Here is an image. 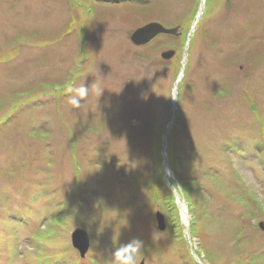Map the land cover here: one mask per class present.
Masks as SVG:
<instances>
[{"label": "rangeland", "instance_id": "1", "mask_svg": "<svg viewBox=\"0 0 264 264\" xmlns=\"http://www.w3.org/2000/svg\"><path fill=\"white\" fill-rule=\"evenodd\" d=\"M58 1L0 0V264H264V0Z\"/></svg>", "mask_w": 264, "mask_h": 264}, {"label": "water", "instance_id": "2", "mask_svg": "<svg viewBox=\"0 0 264 264\" xmlns=\"http://www.w3.org/2000/svg\"><path fill=\"white\" fill-rule=\"evenodd\" d=\"M159 33H176L175 29H167L163 27L161 24L157 22H150L147 23L141 27H138L135 29L132 34L130 35L131 41L135 44H144L147 43L151 38L156 36ZM172 54V51H167L162 54L163 57L168 58ZM157 220H158V227L160 229L164 228V223H163V217L159 214H157ZM83 231L81 230H76L72 234V240H73V245L77 248L80 249L81 253H84V249L79 244V240L81 237V233Z\"/></svg>", "mask_w": 264, "mask_h": 264}, {"label": "clouds", "instance_id": "3", "mask_svg": "<svg viewBox=\"0 0 264 264\" xmlns=\"http://www.w3.org/2000/svg\"><path fill=\"white\" fill-rule=\"evenodd\" d=\"M88 89L81 87L79 89V98L73 97L70 103L73 106L79 107L80 100L86 97ZM142 243L140 241H133L128 245H125L115 251L113 257L115 258V264H136L137 255L140 253Z\"/></svg>", "mask_w": 264, "mask_h": 264}, {"label": "bare ground", "instance_id": "4", "mask_svg": "<svg viewBox=\"0 0 264 264\" xmlns=\"http://www.w3.org/2000/svg\"><path fill=\"white\" fill-rule=\"evenodd\" d=\"M50 2L49 3H47L48 4V8L50 9V11H57V9L54 7V6H52V4L55 2V0H49ZM102 2H105V3H107V4H109L110 5V1H108V0H101ZM58 2H60L61 4H63V3H66L67 4V2L64 0L63 2H62V0H59ZM77 4V2H76V0H73V2H71L70 4ZM87 3V2H86ZM86 3L84 4V5H86ZM108 5V6H109ZM87 8H86V11L87 12H92L93 10L91 9L92 7H88V6H86ZM200 11V10H199ZM199 14H201V12H199ZM85 16V14H81L80 15V17L79 18H76L75 20H77V21H80L83 17ZM200 19V18H199ZM198 19V20H199ZM198 20H197V22H198ZM81 29H83V27H81ZM87 30V29H86ZM184 60H185V58H184ZM174 93L176 94V89L174 90ZM174 98H175V96H174ZM181 212H182V218H183V220H184V226H186L187 225V221H188V218H187V213H186V211H185V208H183L182 210H181ZM126 216V215H125ZM157 228V227H156ZM163 229V228H162ZM160 230V229H159ZM164 230V229H163ZM160 231H162V230H160ZM79 240V244H80V246L82 247V249H84V250H89V248H90V243H91V241H90V238H89V236L88 235H86V233L85 232H82L81 233V237H80V239H78Z\"/></svg>", "mask_w": 264, "mask_h": 264}, {"label": "trees", "instance_id": "5", "mask_svg": "<svg viewBox=\"0 0 264 264\" xmlns=\"http://www.w3.org/2000/svg\"><path fill=\"white\" fill-rule=\"evenodd\" d=\"M187 189H188V188H187L186 186H184V190L187 191Z\"/></svg>", "mask_w": 264, "mask_h": 264}]
</instances>
